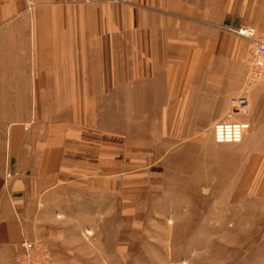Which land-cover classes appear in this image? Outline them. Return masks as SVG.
Listing matches in <instances>:
<instances>
[{"label":"crops","instance_id":"1","mask_svg":"<svg viewBox=\"0 0 264 264\" xmlns=\"http://www.w3.org/2000/svg\"><path fill=\"white\" fill-rule=\"evenodd\" d=\"M32 3L0 0V116L11 114L4 102L31 103L29 119L0 126V264H17L23 239L68 264L106 236L105 258L116 261L128 245L118 220L128 229V212L163 195L166 163L150 143L179 147L181 117L210 106L223 107L222 118L241 93L250 101L241 120L260 133L264 84L242 86L248 43L226 27L264 34V0ZM111 101L135 102L131 115L154 118L153 132L128 135L102 118Z\"/></svg>","mask_w":264,"mask_h":264},{"label":"rangeland","instance_id":"2","mask_svg":"<svg viewBox=\"0 0 264 264\" xmlns=\"http://www.w3.org/2000/svg\"><path fill=\"white\" fill-rule=\"evenodd\" d=\"M24 1L31 10L32 0ZM246 73L245 64L242 86ZM134 104L102 102L100 114L117 126H128V135L153 132L154 118L131 115ZM3 107L14 114L0 116V126L30 118L28 101L4 102ZM223 109L202 106L198 115L181 117L180 132L172 134L181 140L177 148L169 149L175 138L150 143L166 163L163 195L148 198L143 212H128V229L118 220L117 239L128 232V245L116 247L118 259L106 260V236L100 245L86 243L80 260L68 264H264V159L258 163L256 158V152L264 154V123L255 136L248 119L240 141L217 143L211 123L221 118ZM249 111L241 118L247 119ZM37 243L50 254H41L35 263L57 264L46 243Z\"/></svg>","mask_w":264,"mask_h":264},{"label":"built area","instance_id":"3","mask_svg":"<svg viewBox=\"0 0 264 264\" xmlns=\"http://www.w3.org/2000/svg\"><path fill=\"white\" fill-rule=\"evenodd\" d=\"M31 4V2H28ZM230 32L244 38L248 43L246 53L247 73L245 77L246 88L256 84H264V34L260 33L254 25H241L237 28L226 27ZM250 108V101L245 93L228 97L227 107L223 117L212 125L213 140L217 143L238 142L241 140L247 122L241 120ZM11 175L7 172L6 177ZM23 251L19 256L18 264H36L41 254L49 257L40 243L27 239L22 240Z\"/></svg>","mask_w":264,"mask_h":264}]
</instances>
